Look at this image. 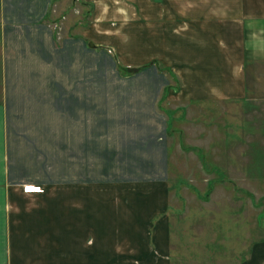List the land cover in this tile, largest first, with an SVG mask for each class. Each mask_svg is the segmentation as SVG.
Returning a JSON list of instances; mask_svg holds the SVG:
<instances>
[{
  "label": "crops",
  "instance_id": "obj_1",
  "mask_svg": "<svg viewBox=\"0 0 264 264\" xmlns=\"http://www.w3.org/2000/svg\"><path fill=\"white\" fill-rule=\"evenodd\" d=\"M86 1L96 18L87 46L73 35L54 39L53 0H0V264H168L166 127L131 138L130 112L160 123L164 94L205 101L264 93V0ZM101 16L122 26L126 50L117 59L162 64L171 83L157 70L117 78L122 88L115 74L100 82L91 33ZM112 28L101 29L106 38ZM138 92L152 94L149 103ZM110 95L105 118L123 125L99 139V97ZM102 205L121 212L100 222ZM152 222L155 246L147 248ZM247 243L235 264H264V238Z\"/></svg>",
  "mask_w": 264,
  "mask_h": 264
},
{
  "label": "rangeland",
  "instance_id": "obj_2",
  "mask_svg": "<svg viewBox=\"0 0 264 264\" xmlns=\"http://www.w3.org/2000/svg\"><path fill=\"white\" fill-rule=\"evenodd\" d=\"M92 8L93 4L86 0H53L47 22L54 39L59 42L73 35L89 45L92 38L87 31L96 19ZM111 18L101 16L100 30L91 33L98 42L100 82L105 83L107 76L115 74L114 86L121 87L117 78L157 70L169 83L170 70L162 64L137 67L117 59L118 50H126V40L122 26ZM107 25L117 29L111 34L117 37L106 38L101 29ZM106 40L113 42V47ZM137 82L138 78L130 80L127 88L134 89ZM172 83L176 85L177 81L172 79ZM138 93L141 104L149 103L152 94L146 98L144 93ZM113 97L110 95L108 101L99 97V139H107L108 132H116L123 125L122 118H105V105ZM161 97V111H156L160 115L150 113L163 117L165 123L153 120L151 124L130 112V130L131 138L142 139V131L152 133L155 128L166 127L162 177L163 200L171 226L168 264H235L244 256L239 251L248 241L264 238V93L244 100L188 101L173 94ZM113 114L121 116L123 112ZM104 156L100 153V160L104 161ZM35 191L42 190L35 187ZM119 211L118 207L100 206V222L104 216L116 217ZM153 226L154 222L149 225L152 236L145 240L147 248L155 246ZM132 243L137 245L136 241Z\"/></svg>",
  "mask_w": 264,
  "mask_h": 264
}]
</instances>
